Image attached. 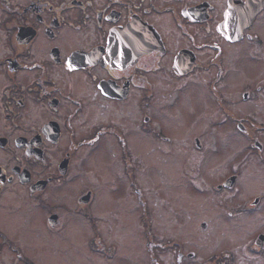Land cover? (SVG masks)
<instances>
[{
    "label": "flooded vegetation",
    "instance_id": "flooded-vegetation-1",
    "mask_svg": "<svg viewBox=\"0 0 264 264\" xmlns=\"http://www.w3.org/2000/svg\"><path fill=\"white\" fill-rule=\"evenodd\" d=\"M263 50L264 0H0L1 242L21 263L39 264L15 235H38L42 229L50 236L47 245H54L66 227L72 234L81 233L71 222L76 215L92 233L90 248L110 253L117 244L107 245L98 227L94 208L102 202L94 179L106 174L113 183L107 189L119 190L120 171L122 184L139 207L150 264H238L234 251L218 245L221 236L213 240L223 249L209 257L203 256L197 241L189 247L177 235L162 231L159 237L153 231L154 214L160 218L164 207L169 216L179 215L182 207L171 202L195 193L208 205L220 207L215 214L228 219L237 212L254 219L255 212L264 213V177L253 167L243 176L250 157L264 164ZM257 58L256 64L249 61ZM245 63L254 68L244 70ZM187 78H192L191 84H179L171 103L177 102L179 91L199 92L201 96H195L203 100L206 111L218 108L224 114L217 122L235 125L238 135L232 132L227 138L230 144L239 140L243 152L239 165L211 182L210 198L209 172L231 163L218 165L216 153L222 150L217 138L192 137V174L184 171V157L190 154H183L181 144L180 160L176 167L171 163L177 175L161 165L139 169L134 157L151 153V137L172 144L183 133L184 127L164 113L159 121L152 109L162 111L155 97H167L169 83ZM106 156L107 165L92 168ZM158 170L163 172L156 182L152 173ZM145 173L144 182L153 181L158 188L154 194L159 204L154 208L140 179ZM242 176L249 182L241 205L219 197L237 196ZM79 182L83 186L73 204L54 200L57 188H74ZM210 210H194L202 215L195 226L199 235L209 231L212 220L203 214ZM31 212L36 214L32 220ZM215 225L222 231L226 224L218 216ZM248 242L249 252L264 256V230ZM156 248L174 249V260H159Z\"/></svg>",
    "mask_w": 264,
    "mask_h": 264
},
{
    "label": "rangeland",
    "instance_id": "rangeland-1",
    "mask_svg": "<svg viewBox=\"0 0 264 264\" xmlns=\"http://www.w3.org/2000/svg\"><path fill=\"white\" fill-rule=\"evenodd\" d=\"M250 49L251 48H249L248 46L246 50L247 53L250 52ZM232 53H234V51H232ZM257 60L258 58L251 59L249 61L256 64ZM244 65L245 66H242V68L247 71H250L254 68L253 64L245 63ZM191 79L192 78H187L180 80L179 82L169 83L165 91L167 93V97H163L160 93L157 97H155L156 104L163 107L162 111H159V109L156 108L152 109V113H154L155 116L159 118V121L163 122L165 118L163 116L164 113L167 118L171 119V121H175L179 127H184L182 129L183 133L177 138L173 131H169L176 137V142H173L172 144L162 143L161 141H158L151 137L149 139L151 153H147V156H140L139 153H135L134 157L136 163L139 165V167H141L139 169H144L147 166H153L154 168V166L161 165V168L163 167L162 169L166 170L167 172L173 171L174 173H176L177 169H173L171 163L174 167H176L174 163H177L178 160H180L181 154L177 151V146L181 144L183 154H190L189 158L184 157L187 160L185 161L184 159V171L192 174L191 171L194 165V153H192V137L198 135L201 136L202 139H205L207 141L213 138H217L219 140L218 144L221 143L219 145V148L222 150L220 153H216L217 155H219L218 165L223 164L224 161L226 162L229 160H231V163L226 167H217V171L215 169V171L209 172L211 176L209 181L207 182L206 188L208 189L207 197L210 198L211 190L209 186L211 182L217 180L220 174L231 171L233 169L231 167H235L236 164L239 165L238 161L242 158L243 152H240L239 144L241 142L239 140H234L233 143L230 144L229 139L227 138V134H230L232 132L233 134L235 133L238 135L235 125L229 120H226L227 122L223 123L217 122L219 118L221 119L222 117H224V114H222V112L218 108L216 110L212 109V112H210L211 109L209 108L208 109L210 111H206L207 106L203 104V100L199 97L196 98L195 96L197 94L201 96L199 92L193 93L192 89L185 90V93L179 91L177 102H174L173 104L171 103L173 102L171 101L172 96L176 95L175 90L178 89V85L183 81L190 85ZM250 80H252V78ZM238 87H240V85ZM233 105L234 104H232V106ZM235 107L242 111V107L240 104H236ZM213 112H216L215 115L213 114ZM232 138L233 137L230 136V139ZM139 151H141V149L137 148V152ZM108 158L109 156L104 157L100 163H98V160H96L97 163H94L92 165V168H99L102 165H107L106 161ZM112 160L113 158H110L111 163ZM114 161L116 165L121 166V160H119L120 162H118V160L114 158ZM185 162L188 164H185ZM91 163L92 161L89 163V165ZM241 163L242 162H240V164ZM248 167L255 168L260 178L262 176L264 177V164L258 162L255 157H250L248 165L243 169V176L247 175ZM162 172L163 171L158 170V172L155 171V173H152L151 171V173L156 177V182H158L162 178ZM98 174L99 179L97 177L95 179L92 177L95 176L93 175V171H91V173L89 174V177L91 179H94L99 186L97 190V199L102 202L99 207L95 206L94 212L99 219L98 227L103 235L106 244L109 245L111 242L116 243L117 248L112 250L113 252L111 251L110 253L108 251L106 252L101 250H92L88 245L92 233L88 229L87 222L84 220L82 221L81 218L77 217L76 215H72L71 222L73 223V225L75 224V226H80L81 233L77 235L72 234L74 232L68 231L66 227V229H62L63 231L59 233L64 237H62V239L60 240V235H56V243L54 242V245H47L48 242L46 240L49 239L50 236L49 234H46L42 229L40 230L38 235H15L23 241L24 251L28 253L39 264H150L151 259L147 249V242L143 235L144 226L140 220L139 207L136 198L131 193V190L126 185V183L122 184V181H124L125 179L122 177L120 171L118 174V180L121 183V188L119 190H116L115 188L114 190L107 189V184L111 182V180H109L108 175L104 173V175H102L101 173ZM248 174L250 173L248 172ZM101 175L105 179L104 182L103 179L100 178ZM146 176V173L144 175L140 174V179L144 185L147 195L151 198V205L154 208L159 204L158 199L154 194L156 191H158V188H156V186L152 184L153 181L151 183H145L144 180H147ZM243 176L238 183L240 191L237 193V196L230 199L227 194H222L219 195V197H224L226 199V202L229 204L232 202L233 205H241V199H243V195L241 194L243 193V191L247 192L244 186L246 187L245 184L249 182V178L247 177V180V178H244ZM110 185L113 186V183L111 182ZM82 186L83 182H79L74 188H57L55 190L54 200L65 201L68 204H73V199L80 192ZM197 197L200 198V200ZM202 199H204L202 196L195 193L194 196L186 200L182 199L179 202L172 201L171 203L173 206L182 207L183 210L178 213L179 215L170 214L169 216L167 210L164 207L163 209L161 208L160 218H158L157 212H155L154 214L155 225L153 231L158 234L159 237L162 236V231L169 235H177L183 238L187 242L189 247H191L192 242L194 241L201 243L203 247L202 254L204 257H209L217 251H221V249L223 248L220 247L226 246L236 253L235 259L237 260L238 264H264V256L253 254L248 251V241L251 240V238L257 231L264 230V213L260 211L255 212L253 214L255 215L254 219L253 217L245 216L242 213L237 212L234 214V216L228 219L223 216L222 213H219L218 215L215 214L216 212L218 213V210H221L220 207H218L217 205H214L212 207V204L208 205L206 201L204 200L203 202ZM210 202L213 201L211 200ZM215 202L217 203V201ZM208 206L211 210L207 212V215L206 212H204L203 216L209 217L212 220V223L210 225L208 233L203 236L198 234L195 226H197L196 223L198 222V219L202 217V215H199L202 207ZM196 209H198L199 212L195 213L194 210ZM259 214H261L262 216H259ZM35 215L36 214L34 212H31L30 219L32 220V216ZM218 216L219 220H222L226 224L225 226H223L222 231H220L219 228H216L215 225ZM10 218L13 217L11 216ZM158 219L160 222L158 221ZM194 221L195 224L191 228L190 224ZM109 223H111L112 226ZM223 231L229 233V235L223 236ZM69 232L71 233V235ZM11 234L10 235L13 236V233ZM214 236L216 238H219L221 236L222 240H219L218 242V245H220V247L217 246L216 240H213ZM205 237L211 238L205 242L202 240ZM52 239L55 240L53 236ZM155 251L156 255H158L157 258L161 261L169 263L170 261L174 260V249L156 248ZM0 264H23L16 258L15 254L12 253L1 242V240Z\"/></svg>",
    "mask_w": 264,
    "mask_h": 264
}]
</instances>
